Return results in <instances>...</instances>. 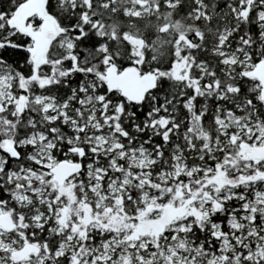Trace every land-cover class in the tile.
Here are the masks:
<instances>
[{"label": "snow or ice", "instance_id": "snow-or-ice-1", "mask_svg": "<svg viewBox=\"0 0 264 264\" xmlns=\"http://www.w3.org/2000/svg\"><path fill=\"white\" fill-rule=\"evenodd\" d=\"M0 264H264V0H0Z\"/></svg>", "mask_w": 264, "mask_h": 264}]
</instances>
